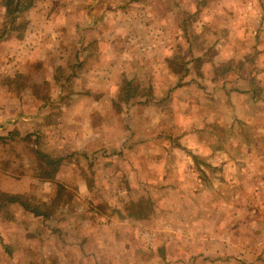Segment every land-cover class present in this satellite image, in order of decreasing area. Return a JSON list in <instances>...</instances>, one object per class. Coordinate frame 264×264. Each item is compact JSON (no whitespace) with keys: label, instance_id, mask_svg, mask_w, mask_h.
I'll return each instance as SVG.
<instances>
[{"label":"rangeland","instance_id":"rangeland-1","mask_svg":"<svg viewBox=\"0 0 264 264\" xmlns=\"http://www.w3.org/2000/svg\"><path fill=\"white\" fill-rule=\"evenodd\" d=\"M5 2L0 0V94L5 95L0 97L1 150H17L18 154L20 147L19 155L23 151L34 155L31 167L24 160L39 181L23 195L32 208L50 214L35 216L15 203L27 213L12 207L11 217L17 226H2L0 230V264H264V102H259L264 85H228L248 89L257 100L254 106L249 101L234 100L239 118L235 120L227 113L223 119L213 115L208 119V132L184 134L181 130L192 120L174 113L183 108L197 111L206 104L214 108L210 94L200 91L205 90L203 80L193 86L198 95L187 93L185 88L175 89L183 80L184 85L196 75L201 78L202 62L216 55L224 43L241 39L246 47L261 45L264 0H33L13 18L6 14ZM101 29L104 35L99 34ZM233 29L245 30V35L230 33ZM109 30L114 31L108 38L105 34ZM154 31L162 47V64L179 76L168 85L175 86L173 89L159 84L154 98L151 85L123 81L113 93L111 105L106 101L94 104L80 96L111 92V86L106 89L108 84L103 81L94 83L93 88L88 83V79H96L95 74L100 77L95 68L100 61L98 44L121 55L129 46L143 45L147 51ZM168 46L170 50H166ZM245 54V58L250 56L249 67L241 66L240 71L264 73V57L257 51ZM233 64L221 63L218 73L223 76ZM61 90L63 95L59 96ZM74 93L79 96H70ZM8 94H16V98L9 100ZM146 95L161 109L154 125H147L154 128V135L159 132L160 148L149 146L148 132L136 134L135 139L129 127L128 119H132L126 113L132 105L148 100ZM215 99L222 102L221 96ZM248 103L250 111L242 120L238 106ZM217 106L222 109L220 103ZM109 107L122 111L121 117L105 120L103 115ZM89 108L96 109L97 116L90 118ZM42 109L58 110L44 115L45 121L58 120L65 110L64 123L72 119V109L79 110L84 121L82 143L87 144L93 121V127L111 147L58 156L46 149L55 148L58 135L59 140L67 137L64 131L68 123L49 132L46 127L9 129L12 122L7 112L13 111L17 123L24 121L26 112ZM195 122L193 127L202 125ZM123 136L127 142L131 140L128 149L112 145ZM140 144L146 147H138ZM44 155L62 159L57 172L63 164L64 180L36 177L42 162L40 174L47 170ZM216 156L217 165L211 163ZM132 158L140 161L138 168L143 174L139 177L142 182L131 189L127 178ZM154 159L163 160L162 178L158 180L150 172L159 167ZM174 161L181 162L176 167L181 175L175 174ZM170 169L175 175L164 173ZM105 173L116 179L113 186ZM5 212L10 210H0L2 222L9 220ZM129 213L145 217L139 219ZM125 217L131 220L121 226Z\"/></svg>","mask_w":264,"mask_h":264},{"label":"crops","instance_id":"crops-1","mask_svg":"<svg viewBox=\"0 0 264 264\" xmlns=\"http://www.w3.org/2000/svg\"><path fill=\"white\" fill-rule=\"evenodd\" d=\"M102 31H103L102 29L99 30L100 35L102 33L104 35L105 31H103V32ZM113 31L114 30L106 31L105 36H107L109 38L110 34ZM155 33H156L155 31L151 33L152 46H148L147 51H146L145 46H143V45H141L139 47L129 46L130 49H126V51H124V54L121 55L119 52H116V51L113 52V50H111V49L107 50L106 49L107 46H106V48L102 49V47L99 46V44H98V47H96V50L98 51L97 55H98L100 61L95 66V68L97 69V73H100V77L97 78V74H95L96 79L91 80V78H90V79H88V83H89L90 87L93 88L94 83L98 84V83H102V81H103L105 84H108V87H106V89L111 86V92L109 93V92H107V90L101 94H99V93L96 94V92H90V95H80V96L83 97L84 99H89L94 104H96V102L106 101V102H110L109 104L111 105V102L115 99L113 93H115L116 90H119L120 84H122L123 81H127V82H130V84H135V85L142 84L144 86L145 83L148 85H151L150 95L154 98H155V94H156L155 87L159 88V86H160L159 84H162L165 86L164 88H167L168 85L175 83L178 80L179 76H178V74L171 71L167 65L162 64L161 54H160L162 47H161V44H159L160 39H159L158 35ZM230 33L243 36V35H245V30L233 29ZM100 35H98L96 37H99ZM146 37H147V34H146ZM240 40L241 39L234 40L231 43L226 42V43H224V45L220 46V49L217 50L218 52L216 53V55H214L212 58L206 59L202 62V66L200 69V71L202 73L201 78L196 75L195 80H188V82H186L184 85H183V83H184V80H183L181 82L182 85L175 89V91H180V90H183V88H185L184 91H186L187 93H190V94L194 93V95H198V93L196 91L197 87L195 89H194V87L196 85L197 80H200V81L203 80L205 83V84H203L205 86V90L200 89V91H201V93H204V91L206 92V94L209 93L210 95H208V97L212 98V100H213V102H211V103H212V105H214L213 106L214 108L210 107V109H209V107H207V104H206V108L204 107V109H199L197 111L196 110L190 111L188 109L183 108L179 112H174L175 116H177V115L183 116L184 118L188 119L189 122L192 120V124L188 123L186 129L181 130V132H185L184 134L190 136L191 134L197 135L196 134L197 132H201V133L202 132H208V127H207L209 124L208 119H209V117H212L213 115L218 114L219 117L221 119H223L226 117L225 113H227L231 116H234L235 120H236V118L238 119L239 118V111H237V106H236V102H235L237 100H239V101L242 100V103L249 101V103L250 104L252 103V105L254 106L253 101H256L257 99L253 98L252 94L249 92V90L247 88H245L247 90H241V88L236 90L235 88H229L230 86H228V85L233 84V83L240 84V82L241 83L242 82L248 83V84L261 83V86H262V84L264 85V73H262V74L258 73L257 74L256 72H254L252 75H249L248 72H245L243 70H242V72L240 71L241 66H242V69L244 67H249L248 63L250 62V60L248 58L250 56H247L245 58V56H246L245 52L246 51H252V52L257 51L258 55L261 58L264 57V38H263V42L261 43V45H260V43H257L256 49H254L255 45L254 46L249 45V47H246ZM105 49H106V51H105ZM167 49L170 50L171 46H168L166 48V50ZM114 50H115V48H114ZM100 51H104V52L101 53ZM241 53H243L242 56H241ZM144 57L147 59L144 60ZM238 59H242V60L238 61ZM228 61H231V63L232 64L234 63V64L225 69V72L223 73V76H224L223 77L222 75H220V73H218L219 72L218 66L221 63L228 62ZM241 61H244V63ZM146 62H149V64H146ZM262 68H264V66H262ZM192 69L190 70V74L192 72ZM162 72L166 75V78H162V74H161ZM229 72H231V73H229ZM241 73H243V78H241L239 76V74H241ZM167 79H170V81L168 80L167 84L165 85V81ZM185 81H187V80H185ZM259 81H261V82H259ZM174 87L175 86H173V87L168 86V88H172V89ZM239 90H241V91L239 92ZM62 93H63L62 90H61V92H58L59 96L63 95ZM70 96H79V95L74 93V95L71 94ZM217 96H221V99L219 101H222V102H218V100L215 99ZM0 97L3 98V97H5V95L2 96V94H0ZM13 97L16 98V94H13V95L8 94L7 98L9 100H12ZM147 97L149 98V95ZM152 100L153 101H151V98H149L148 100H143V102H141V103H136V104L132 105V107L128 110V112L126 114H127V116H129L132 119V122L130 121V119H128V123H129V127L135 133L134 138L135 139L137 138L136 134H142V136H143L145 132H148L149 133L148 138L150 139V142H148L149 146H151L152 148H154V147L160 148L161 139H160V135L158 134L159 132L157 133L158 135L157 134L154 135V133H155L154 128L153 127L150 128L149 126H147V125H150V122H152V124L154 125V123H155L154 119L159 118L160 114H161V109L157 107L158 105L155 104V100L153 98H152ZM187 100H189V98H187ZM183 102H186L188 104V101H186V100H184ZM259 102H264V94L260 97ZM178 103H182V102L178 101ZM219 103L222 106V109H220V110L217 109L218 106L216 107V105ZM249 103L247 105H245L246 103L245 104H239V106H238V110H240V113L242 114V117L240 116V119H242V120L246 119L245 118L246 111L247 112L250 111V106H249L250 104ZM182 104H184V103H182ZM201 104H202V106H203V104L205 105V102H203V99H202ZM89 109H90L89 110L90 118L97 116L98 111H96V109H92V110H91V108H89ZM208 109H209V112H208ZM64 111L61 113V117L58 120H53V121H49V119H48V121H45L42 117L44 115L48 116L49 113L50 114L51 113H58V110L55 111V110L42 109L40 111H32L29 113L26 112L27 114L23 115V118H22L24 121H19L17 123H16L15 119H13V117H12V115L14 116L15 114H13V111H10L7 113H8V119L12 123L8 124V127H9V129L12 128V129H17L19 131H22V130L31 131L35 128H39V127L45 128L46 127V128H48V132H49L51 129L54 130L58 127H64V126H66L65 124L68 123L67 124L68 129L66 127V129L64 131V132L67 131V134H66L67 137L65 139L60 138V140H59L60 135H58L57 137H55V139H57V141H58L55 148L50 147V148L46 149L47 151H52V153H55L58 156H59V154L63 155L64 153H67L68 151H80L81 149H85V150H87V149L88 150H95V149H104V148L109 149L111 147V143L109 142V140L101 138L102 137L101 134H98L97 130L94 128L95 126L93 125V121L90 122V125H89L90 129H89V134L87 136L88 142H87V144L84 142L82 143L81 126L84 124L83 123L84 121L83 122L81 121L82 120L81 119L82 118L81 112L79 110L74 111V109H72L71 110L72 119H70L66 123H64L62 120L66 117V115H65L66 112H64ZM105 111L106 112L103 115L104 117L102 116L104 119L105 118H113V117L114 118H116V117L120 118L121 117L120 115H122V113H123L122 111L120 113H118L119 111L114 110L112 107H109V109H106ZM39 113H41V115H39ZM243 113H244V115H243ZM118 114H119V116H118ZM222 115H224V116H222ZM243 116H244V119H243ZM2 117L3 116H2V113L0 111V123H1ZM105 120H107V119H105ZM195 120H196V122H195L196 124L201 123L202 125L193 127ZM158 121H160V120L158 119ZM123 123L125 125V122H123ZM218 123H220V122H218ZM205 125H206V127H204ZM156 127H159L158 124ZM200 128H202L203 130L200 131L199 130ZM130 137H131V135H130ZM187 138H189V137H187ZM125 139L126 138L123 136L121 139L115 140L114 143L112 142V145L114 146L115 143H117V144H119L120 147L122 146V148H124V146H126V148L128 149L127 145H130L129 142L131 140L129 142H127ZM1 147L2 146L0 143V191L6 192L9 194H25V193H27L31 189V184L35 183L38 179L35 178L34 173L31 170H29V166L27 165L24 158L29 161V163L31 164L30 165V167H31L33 163L35 164L34 155L31 152H26V151H23L21 153V155H19L20 152L22 151V148H20V147L18 149V154L16 153L17 150L16 151L3 152L1 150ZM138 147L145 148L146 146L143 144H140V145H138ZM173 148H175V147H173ZM201 149H202V146H201ZM154 160L156 161V163L159 167H157L158 169L153 168L154 170H151L150 172H151V175L153 176V178L155 180H158L159 177H161L159 172H161L160 166H161L163 160L162 159H160V160L154 159ZM139 162L140 161H138L135 158L134 159L132 158V160L130 161V166L132 165L133 167L131 169H128L129 175H128L127 179H128V183H130L131 189L137 186V182L138 183L142 182V180H140L141 178H139V177H140V175L143 174V170L140 167L138 168V164H140ZM211 163H214V164L216 163V165H217L219 163L218 156H216V158L213 159ZM179 164L181 165V162ZM179 164L177 163V161L172 162V165H174V167H175V169H174L175 174L181 172L180 169H178V170L176 169L177 165H179ZM61 166H62V170H63V164ZM148 166H150V165H148ZM62 170L58 171L56 173L57 177L55 175L54 178H57L58 180H64ZM167 172L169 173L170 176H172L174 174L173 172H171V169L169 171L164 170V173H167ZM110 174L105 173V176L107 178L106 181H110V185L113 186L114 180L116 181V179L115 178L113 179V176ZM181 174L182 173H180V175ZM108 175L111 176L109 179H108ZM102 178H103V176L101 177V179ZM46 181H48V180H46ZM112 182H113V184H112ZM102 183H104V182H102ZM88 192H89V189H88ZM109 205H111V204L109 203ZM12 207H14L15 210H18V212H20L22 214L27 213V211L22 209V207L18 208L15 203H6L3 205H0V210H4V211H5V209L10 210V212H5V214L9 216V220L7 222L6 221L2 222L0 220V230L2 229V226L3 227L7 226V229L8 228H11V229L16 228L17 222L15 221L14 217H11ZM29 214L32 215V213H29ZM113 218H114V216L111 217L110 219H113ZM124 220H122L120 222L121 226H123L124 223H127L128 221H130L131 218L125 217Z\"/></svg>","mask_w":264,"mask_h":264},{"label":"trees","instance_id":"trees-1","mask_svg":"<svg viewBox=\"0 0 264 264\" xmlns=\"http://www.w3.org/2000/svg\"><path fill=\"white\" fill-rule=\"evenodd\" d=\"M10 1L11 0H6V2L4 3L6 14L10 17H12V15H15L14 13L16 12L21 13L25 11L33 3V0H15V2L13 3H11ZM38 154H40L41 157L43 156V154L41 153H38ZM44 157H45L44 165L47 168V170H45L42 174H40L42 171V167H43V162H42L40 164V168L38 169L36 173V177H44V179L53 180L57 173V170L60 167L62 159L61 158L54 159V158H50L45 155ZM6 203H18L25 210L32 212L35 216L49 217V214H50V212H41L40 210H38V207L32 208L29 202L25 199V195L23 194H9V193L0 191V205L6 204ZM54 205L55 206L57 205L55 204V201H54ZM128 216H133L139 219H142L145 217L144 215H141L139 213L138 214L129 213Z\"/></svg>","mask_w":264,"mask_h":264}]
</instances>
